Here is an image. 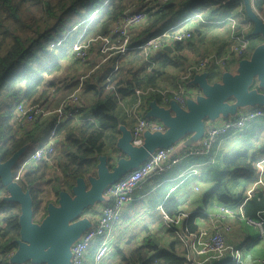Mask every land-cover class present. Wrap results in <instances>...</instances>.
I'll return each instance as SVG.
<instances>
[{
  "label": "trees",
  "instance_id": "trees-1",
  "mask_svg": "<svg viewBox=\"0 0 264 264\" xmlns=\"http://www.w3.org/2000/svg\"><path fill=\"white\" fill-rule=\"evenodd\" d=\"M253 4L258 12L264 14V0H254ZM235 6L241 7L240 13L247 16L242 0H0L2 161L23 147L29 149L42 134H46L44 142L47 141L57 119L55 110L82 87L78 116L62 120L57 127L56 150L47 156L48 159L30 163L17 179L23 189L31 193L34 218L44 209L43 219L47 215L48 204L57 201L60 191L70 190L78 177L96 175L99 157L117 148L120 126L125 124L120 102L124 99L133 102L137 88L160 86L159 77L168 66L180 65L182 72L187 71L191 63L184 51L196 44L204 23L217 22L225 8ZM140 9H145L148 16L131 29L124 54L105 53L94 45L86 62L80 63L76 59L73 46L79 37L88 40L108 36L111 44L118 45L122 39L111 34L113 26L126 13ZM189 12L201 15L192 26V19L188 17L186 25L192 36L185 43L167 38L165 41L174 50L163 49L147 58L139 46L171 28ZM240 23L233 33L246 28L250 44L236 62L250 57L263 42L261 35L253 32V21L247 18ZM203 57L199 54L193 60L198 63ZM104 58L106 60L100 62ZM116 64L118 70L112 72ZM229 69H210V82L221 79L223 72ZM251 87L264 92L257 81ZM152 100L164 104L158 93L149 95L146 102ZM19 102L39 104L47 113L21 124L17 112ZM255 108L262 109L263 114L240 129L234 150L219 155L213 161L208 157L209 163L201 173L194 175V178L210 184L202 192V204L179 223L185 234L197 232V220L208 218V209L216 203L238 207L246 197L248 186L258 177V162L264 158V106ZM193 157L189 159L193 161ZM17 172L18 168H14V179ZM5 193L6 187L0 180V264H17L5 254L16 249V240L20 237L21 205L5 201ZM158 197V205L172 220L170 226L180 230L173 222L184 214L179 199L167 197L164 193ZM243 211L247 217H264V196L255 194L245 203ZM129 219L124 212L120 221ZM123 234L125 236L120 235L115 241L112 254L104 264H188L187 251H179L176 241L163 246L156 244L155 233L151 231L141 242L134 235ZM257 240L258 237L251 240L248 246ZM95 251L96 246L89 250L87 264H93ZM209 264L242 263L228 255Z\"/></svg>",
  "mask_w": 264,
  "mask_h": 264
},
{
  "label": "built area",
  "instance_id": "built-area-1",
  "mask_svg": "<svg viewBox=\"0 0 264 264\" xmlns=\"http://www.w3.org/2000/svg\"><path fill=\"white\" fill-rule=\"evenodd\" d=\"M167 1V0H157ZM258 12V11H257ZM260 17L264 20V14L258 12ZM148 16L145 9H140L137 12L126 13L122 18L117 20L111 30V34H116L122 39L118 45L111 44L108 36H100L88 40H82V36L77 39L73 48L76 50L78 57L87 59L90 45L96 40H100L106 51H114L124 54L128 48V42L131 36V29L144 21ZM189 18H186L182 23L175 25L166 31L150 37L139 48L143 49L146 57L155 55L161 52L166 45H170L165 41L167 38H172L175 41L185 43L191 36V31L186 27ZM57 44H60L58 42ZM250 39L246 35L244 29L240 33L234 34L232 44L228 48V52L224 55L212 54L203 58L198 63H193L184 75V79L179 83L178 88L170 91L161 86H147L137 88L135 91V100L125 106V111L128 117L135 119L132 128V143L140 146L144 142V133L146 131H165V124L159 119L148 117L146 115V101L149 95L158 93L162 96L164 103H169L172 100L185 105L187 89L185 81L189 80L194 72H198L208 65H222L225 64L232 57L240 56L249 46ZM54 46V45H53ZM109 56V55H108ZM77 57V56H76ZM106 58L103 59V61ZM118 70V64L115 65L112 72ZM83 78V76L81 77ZM81 91L80 86L73 94H71L56 110V122L53 125L49 139L38 145L29 155H25L20 165L17 167L18 172L15 176L17 180L24 169L32 162H36L42 158H47L50 153L56 150V130L60 122L66 118L77 117L81 108ZM172 95V96H171ZM17 112L21 124L32 122L36 120L39 115L47 112L39 104H26L19 102L17 105ZM263 114L260 108H247L239 111L236 115H231L227 118H222L216 121H210L206 125V132L201 141L194 145L183 146L177 148L176 146L161 147L152 152L138 167L129 170L122 175L115 182L107 186L105 191L108 203L103 207L101 213L96 217V221L89 228H87L72 245V257L70 264H87V255L89 250L96 246V251L93 264H104L111 256L114 246V228L120 220L125 207L134 200V191L140 187L153 174L166 173L171 168L188 159L199 154H211L216 141L223 135L240 131L246 123ZM117 155V154H116ZM263 160L258 162L259 175L248 186L246 197L238 207L229 205H222L221 219L226 220L220 227L214 225L211 231L198 230L195 233L188 234L189 253H187L188 264H207L216 259L225 256H232L238 262L243 263V258L240 250L228 242L227 234L232 230V223L228 217L235 218L236 213L251 226L258 227L260 233L264 232V217L251 218L244 214L243 208L245 203L255 194L264 196V167ZM198 174V169L195 165H191L185 169L182 176L184 178L192 177ZM14 251L5 254V256L12 257ZM261 264H264V258Z\"/></svg>",
  "mask_w": 264,
  "mask_h": 264
},
{
  "label": "water",
  "instance_id": "water-1",
  "mask_svg": "<svg viewBox=\"0 0 264 264\" xmlns=\"http://www.w3.org/2000/svg\"><path fill=\"white\" fill-rule=\"evenodd\" d=\"M242 2L248 19L254 23L253 32L260 34L263 42L250 57L240 60L237 72L226 71L215 82H210L209 72L196 74L193 81L201 93L195 98H187L185 105L176 100L170 101L169 106L161 105L156 100L150 101L146 115L162 121L166 130L146 131L143 144L136 146L132 143L131 130L121 125L122 132L113 152L118 154L119 151L123 155L119 156L115 165L109 164V154L101 155L96 176L78 177L70 190L60 191L57 201L48 204L47 215L41 222L34 219V201L30 191L24 190L14 179L13 169L27 148H21L6 161H2L0 153V180L6 187L4 200L21 205L20 237L10 258L12 262L70 264L73 243L91 226L90 219L82 214L105 199L103 194L108 185L138 167L156 149L173 146L189 133L202 136L208 120L216 121L221 117L236 115L246 109L243 107L264 106V92L251 87L257 81L264 88V20L254 8V0ZM164 49L169 52L174 50L171 45H166ZM154 241L159 245L156 238Z\"/></svg>",
  "mask_w": 264,
  "mask_h": 264
},
{
  "label": "crops",
  "instance_id": "crops-1",
  "mask_svg": "<svg viewBox=\"0 0 264 264\" xmlns=\"http://www.w3.org/2000/svg\"><path fill=\"white\" fill-rule=\"evenodd\" d=\"M240 9L241 7L239 8L237 6L231 9L225 8L223 13L219 16L217 22L204 23L205 26L202 27V32L198 35L196 44L193 47L187 48L184 51L185 52L184 54L188 55V57L190 58L189 62L191 63V65L195 63L193 60L194 57L198 56L199 54L204 56L206 55L209 56L212 54L224 55L225 53L228 52L229 46H227V44L233 41L234 39L233 32L236 29V27L241 24L233 11L237 10L240 12L241 11ZM199 16L201 15L197 13L189 12L187 17L181 19L173 26L182 23L188 17H191L192 19L191 20L192 22L190 24V26H192V24L195 21H197L198 19L197 17ZM247 18L248 17L244 15V19L242 21L246 20ZM228 22H230L233 28H231ZM221 25H223L224 27H221ZM244 31H246V28H244ZM237 60L238 57L234 56L230 60H228L225 64L208 65L202 70L196 72L195 74H192L190 79L185 81V83L188 84L186 85V87L189 90V92L187 91L185 93L186 99L190 97L195 98L198 94L201 93V89L199 88L198 85L194 84L193 81L194 76L196 74L202 72H209L210 69H214V68L225 69L227 67H229L230 69L225 70L224 72L231 71L235 73L237 72L240 62V61L236 62ZM186 73H187L186 70L183 72L182 70H180V65L168 66L167 68H165V71L161 75V77H159L158 85H160L163 88H167L172 92L178 88L179 83L182 81V79H184V75ZM130 103H132V100L130 99L122 100L120 102V112L123 116H125L124 127L131 130L132 132L135 119L128 117L125 111V106H127V104ZM161 105L169 106L170 102ZM243 108L247 109L250 107H243ZM148 110H149V103L146 102V113ZM222 118L225 117H221L220 119ZM208 122H210V120L206 122V125L208 124ZM205 132H206V126L202 136H197L195 133L187 134L186 136H184L175 143L176 149L181 148L183 146H189L199 143L202 137L204 136ZM238 132L229 133L228 135H223L221 140L215 143L214 149L211 154L195 155L193 157L194 158L193 161H191L189 158L185 159L180 163L174 165L170 171L161 174H153L146 181H144L143 184L134 191L133 193L135 197L134 200L125 207L124 212L127 213L130 219L119 222V224L115 229V239L117 240L120 235L121 237L125 236V234H123L124 232H126V234L129 232L130 233L129 235H133V234L134 236L137 235L139 239L138 242L140 240L142 241L143 237L145 236V234L148 233V231L149 233L150 231L151 233H154L153 232L154 230L161 229L158 228L156 224L162 223L164 225V228H167V230L172 229L175 232L171 231V234L169 236L161 239L159 245L161 244L164 246H169L171 242L176 241L178 250L181 252L187 251L186 252L187 255V253H189V247H188L189 240L187 234H185L184 231H182L179 223H181L185 219L188 213H190L192 210H195L199 205L202 204V192L206 187V185H209L210 183H204L202 182V180L196 177L194 178V175L189 178H184L182 176V173H184L185 169L191 165L196 166V168L198 169V174L201 173L200 172L201 169H203L207 165V163H209L208 157H210V160L213 161L219 155L225 152L223 147L224 146L226 147L228 145L227 141L231 139L234 135H237ZM45 137L46 134H44L43 139L38 145L44 142ZM233 146L234 147L237 146V141L231 143L228 148H231ZM34 149H32L29 152L27 150L25 153H23V155L17 161L15 168H17L20 165L25 155H29ZM117 152H118L117 156L123 155L121 152L119 151ZM114 160L116 161V158ZM262 166L264 167V162H262ZM161 193L166 194L167 197L175 196L179 199L181 203L180 206L181 209L184 211V214L179 218H177L176 220H174L173 222L176 224L177 227H179L180 230H176L174 227L170 226L172 220L167 215L164 214L161 205H158L159 204L158 195H160ZM5 195L6 193L4 194V196ZM107 203H108L107 199H104L102 201V205L99 208V211L95 213V217H97V215L100 214L103 207ZM221 206H222L221 204L216 203L213 207H210L208 209L209 212L208 218L206 219L200 218L197 220L199 224V230L211 231L214 225H218L221 227L224 224L226 220L221 219V209H220ZM228 219L232 223V230L228 232L227 239L231 245L237 247L240 250L243 258L242 264H261L262 259L264 258V236L260 233V229L258 227L247 224L245 220L239 215V213H236L235 218L229 216ZM135 221H139L140 223H142L140 226L142 232L136 235L135 233L130 232L131 224L134 223ZM146 229H148L147 232ZM256 237H258V240L252 246H248L251 240L255 239ZM209 263L207 262V264Z\"/></svg>",
  "mask_w": 264,
  "mask_h": 264
},
{
  "label": "rangeland",
  "instance_id": "rangeland-1",
  "mask_svg": "<svg viewBox=\"0 0 264 264\" xmlns=\"http://www.w3.org/2000/svg\"><path fill=\"white\" fill-rule=\"evenodd\" d=\"M234 12V14H235V16L238 18V20L239 21H242L243 19H244V14H241L239 11H237V10H234L233 11ZM77 41V40H76ZM75 41V42H76ZM75 44V43H74ZM97 46V47H99V48H101V51L102 52H105L104 50H105V48H104V46H103V43L100 41V40H96V41H94V42H92L91 43V45H90V49H91V47H93V46ZM74 49V48H73ZM90 49H89V53L87 54V59H88V57L90 56ZM74 51H76L75 49H74ZM106 52H109V51H106ZM105 52V53H106ZM76 54V59L77 60H79V62L80 63H83V59L82 58H80V57H78V55H77V53H75ZM207 56V55H206ZM205 56V57H206ZM205 57H203V58H205ZM202 58V59H203ZM87 59H86V61H87ZM201 59V58H200ZM199 59V60H200ZM201 59V60H202ZM200 60V61H201ZM85 61V62H86ZM103 60H101L100 62H102ZM18 122H20L21 123V121L19 120V118H18ZM43 137H44V134H42V135H40L39 136V139L29 148V149H27L28 150V152L29 151H31L32 149H34L40 142H41V140L43 139ZM221 138H222V136L216 141V143L218 142V141H220L221 140ZM239 140V137L237 136V135H234L231 139H229L227 142H228V145L225 147H223V149L225 150V152H223L222 154H224V153H226L227 151H231V150H234V146L233 147H231V148H228L229 147V145L231 144V143H234L235 141H238ZM113 150L114 149H111V151L110 152H108L107 154H109L110 156V158H109V164L110 165H115V163H116V161L114 160L115 158H116V160L119 158V156H117L114 152H113ZM110 160H112V161H110ZM115 161V162H114ZM197 191H199V190H197ZM53 198H56V197H53ZM44 213V209H41L40 210V212L39 213H37L36 214V216H35V219L37 220V219H42L41 218V215ZM135 223V224H134ZM134 223H132L131 224V233H135V235L136 234H139V233H141L142 232V230L140 229V226H141V224L142 223H140L139 221H135ZM132 225H134V226H132ZM157 225V227L158 228H161V229H158V230H154L153 232L155 233V236L156 237H154V238H156L159 242L161 241V239H163L164 237H167V236H169L170 234H171V231L170 230H167V228H164V225L162 224V223H158V224H156ZM163 228V229H162ZM130 233L128 232L127 233V235H129ZM114 235H115V231H114ZM134 235V234H133ZM135 239L138 241L139 239H138V237H137V235L135 236ZM116 240V239H115ZM141 241V240H140ZM139 241V242H140ZM164 246V245H163ZM10 251L11 250H9V251H7L6 252V254L7 253H10ZM6 258H11V257H9V256H7L6 255Z\"/></svg>",
  "mask_w": 264,
  "mask_h": 264
},
{
  "label": "flooded vegetation",
  "instance_id": "flooded-vegetation-1",
  "mask_svg": "<svg viewBox=\"0 0 264 264\" xmlns=\"http://www.w3.org/2000/svg\"><path fill=\"white\" fill-rule=\"evenodd\" d=\"M96 176V175H94ZM104 198L106 199V196H105V193L103 194ZM102 205V201L101 202H98L94 207L90 208V209H87L85 210V212L82 214V216L84 217H88L91 221V225L94 223L96 217H95V213L99 211V208L101 207ZM35 219V218H34ZM35 221L37 222H41L40 219H35ZM15 248L13 249H10L11 251H14ZM26 264H33L31 263L30 261L26 262Z\"/></svg>",
  "mask_w": 264,
  "mask_h": 264
},
{
  "label": "clouds",
  "instance_id": "clouds-1",
  "mask_svg": "<svg viewBox=\"0 0 264 264\" xmlns=\"http://www.w3.org/2000/svg\"><path fill=\"white\" fill-rule=\"evenodd\" d=\"M123 213H124V212H123ZM122 215H123V214H122ZM97 216H98V215H97ZM120 219H121V218H120ZM119 221H120V220H119ZM119 221H118V222H119ZM118 222H117V223H118ZM94 223H95V222H94ZM94 223H93V224H94ZM115 227H116V226H115ZM114 231H115V228H114L113 232H114ZM115 241H116V240H115V238H114V243H115ZM14 251H15V250H14ZM112 251H113V250H112ZM111 254H112V253H111Z\"/></svg>",
  "mask_w": 264,
  "mask_h": 264
}]
</instances>
